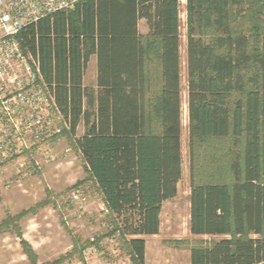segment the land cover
Listing matches in <instances>:
<instances>
[{
    "label": "trees",
    "instance_id": "1",
    "mask_svg": "<svg viewBox=\"0 0 264 264\" xmlns=\"http://www.w3.org/2000/svg\"><path fill=\"white\" fill-rule=\"evenodd\" d=\"M247 2L251 31L236 23L237 9ZM258 5L185 0L188 227L193 235L222 236L190 247L189 264H264V19L255 16ZM179 6L180 0H81L20 34L109 210L113 231L128 237L134 264H144V236L159 233L163 202L177 195L182 175ZM141 19L157 42L152 95ZM93 56L95 84L85 86ZM80 124L84 132L75 137ZM227 137L231 181H197L196 142Z\"/></svg>",
    "mask_w": 264,
    "mask_h": 264
},
{
    "label": "rangeland",
    "instance_id": "2",
    "mask_svg": "<svg viewBox=\"0 0 264 264\" xmlns=\"http://www.w3.org/2000/svg\"><path fill=\"white\" fill-rule=\"evenodd\" d=\"M258 1L260 6L256 10H260V14L256 12L255 16L261 15L264 19V0ZM250 9L247 2L236 13V23L242 22L247 31L254 29L247 24ZM179 15L182 175L177 184V195L162 205L159 233L147 236L144 264H189L190 247L210 245L222 237L193 235L188 227L190 153L185 0H180ZM138 28L144 43H149L152 63L149 94L152 95L158 85L157 42L147 36L144 19L139 21ZM85 84H95L90 71L85 76ZM55 120L61 132L53 138H46L41 143L42 151L30 149L19 155L0 156V264H134L126 246L128 237L113 231L112 218L100 210L101 194L85 169L74 136L68 133L58 115ZM83 132L84 125L80 124L75 137ZM230 147V137L197 141L194 147L195 179L230 182ZM46 156H53V160ZM77 190L82 199L75 203L71 196Z\"/></svg>",
    "mask_w": 264,
    "mask_h": 264
},
{
    "label": "built area",
    "instance_id": "3",
    "mask_svg": "<svg viewBox=\"0 0 264 264\" xmlns=\"http://www.w3.org/2000/svg\"><path fill=\"white\" fill-rule=\"evenodd\" d=\"M81 0H0V156L42 151L41 143L67 128L43 83L39 64L22 45L23 28L57 11L73 9ZM28 138V139H27ZM47 157V156H46ZM53 160V156L47 157ZM82 199L75 191L71 200ZM100 210L109 213L104 203Z\"/></svg>",
    "mask_w": 264,
    "mask_h": 264
},
{
    "label": "crops",
    "instance_id": "4",
    "mask_svg": "<svg viewBox=\"0 0 264 264\" xmlns=\"http://www.w3.org/2000/svg\"><path fill=\"white\" fill-rule=\"evenodd\" d=\"M92 72L93 73V77H94V83H95V80H96V57H91V59H90V61H89V63H88V66H87V68H86V70H85V73H84V85L85 86H87L86 84H85V76H86V74L88 73V72ZM185 73H186V68H185ZM166 201H164L163 202V205H164V203H165ZM189 219V218H188ZM189 221V220H188ZM155 235V234H154ZM151 236V235H150ZM144 238H145V241H146V247H147V236H144Z\"/></svg>",
    "mask_w": 264,
    "mask_h": 264
}]
</instances>
